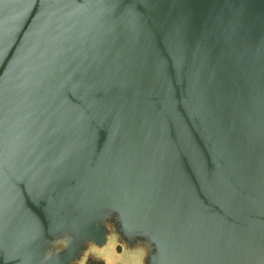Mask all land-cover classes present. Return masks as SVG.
<instances>
[{
    "label": "water",
    "instance_id": "water-1",
    "mask_svg": "<svg viewBox=\"0 0 264 264\" xmlns=\"http://www.w3.org/2000/svg\"><path fill=\"white\" fill-rule=\"evenodd\" d=\"M0 264H264V0H0Z\"/></svg>",
    "mask_w": 264,
    "mask_h": 264
}]
</instances>
